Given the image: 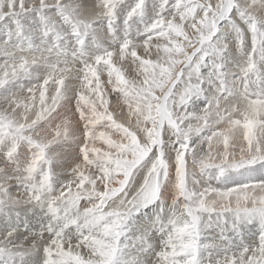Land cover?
Returning a JSON list of instances; mask_svg holds the SVG:
<instances>
[{
	"label": "snow or ice",
	"instance_id": "snow-or-ice-1",
	"mask_svg": "<svg viewBox=\"0 0 264 264\" xmlns=\"http://www.w3.org/2000/svg\"><path fill=\"white\" fill-rule=\"evenodd\" d=\"M0 264H264V0H0Z\"/></svg>",
	"mask_w": 264,
	"mask_h": 264
}]
</instances>
